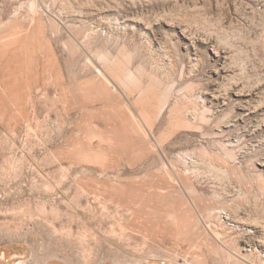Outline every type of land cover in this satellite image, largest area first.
<instances>
[{
  "label": "rangeland",
  "instance_id": "rangeland-1",
  "mask_svg": "<svg viewBox=\"0 0 264 264\" xmlns=\"http://www.w3.org/2000/svg\"><path fill=\"white\" fill-rule=\"evenodd\" d=\"M0 264H264V0H0Z\"/></svg>",
  "mask_w": 264,
  "mask_h": 264
},
{
  "label": "built area",
  "instance_id": "built-area-1",
  "mask_svg": "<svg viewBox=\"0 0 264 264\" xmlns=\"http://www.w3.org/2000/svg\"><path fill=\"white\" fill-rule=\"evenodd\" d=\"M223 218L225 219V221H226V225H227L228 227H232V226H233V224H231V222H229L227 216H223Z\"/></svg>",
  "mask_w": 264,
  "mask_h": 264
}]
</instances>
